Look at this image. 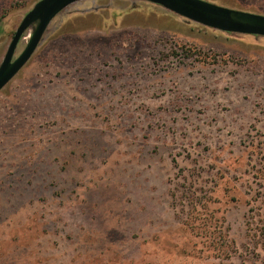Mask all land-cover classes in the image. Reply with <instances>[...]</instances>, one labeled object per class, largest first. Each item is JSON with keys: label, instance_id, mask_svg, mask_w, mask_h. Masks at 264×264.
Segmentation results:
<instances>
[{"label": "rangeland", "instance_id": "obj_1", "mask_svg": "<svg viewBox=\"0 0 264 264\" xmlns=\"http://www.w3.org/2000/svg\"><path fill=\"white\" fill-rule=\"evenodd\" d=\"M38 1L0 0V64ZM0 264H264V37L142 0L60 13L0 91Z\"/></svg>", "mask_w": 264, "mask_h": 264}, {"label": "water", "instance_id": "obj_2", "mask_svg": "<svg viewBox=\"0 0 264 264\" xmlns=\"http://www.w3.org/2000/svg\"><path fill=\"white\" fill-rule=\"evenodd\" d=\"M83 0H39L15 31L0 64V91L24 68L40 46L52 21L69 6ZM165 9L192 22L225 33L264 37V15L235 10L205 0H142ZM32 29L22 53L17 48Z\"/></svg>", "mask_w": 264, "mask_h": 264}]
</instances>
